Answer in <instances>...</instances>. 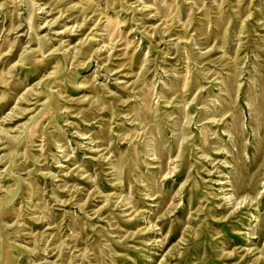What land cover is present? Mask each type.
<instances>
[{
  "label": "rangeland",
  "instance_id": "rangeland-1",
  "mask_svg": "<svg viewBox=\"0 0 264 264\" xmlns=\"http://www.w3.org/2000/svg\"><path fill=\"white\" fill-rule=\"evenodd\" d=\"M0 264H264V0H0Z\"/></svg>",
  "mask_w": 264,
  "mask_h": 264
}]
</instances>
